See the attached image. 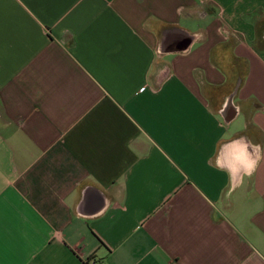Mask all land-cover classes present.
<instances>
[{"label":"crops","instance_id":"crops-1","mask_svg":"<svg viewBox=\"0 0 264 264\" xmlns=\"http://www.w3.org/2000/svg\"><path fill=\"white\" fill-rule=\"evenodd\" d=\"M264 264V0H0V264Z\"/></svg>","mask_w":264,"mask_h":264},{"label":"built area","instance_id":"built-area-1","mask_svg":"<svg viewBox=\"0 0 264 264\" xmlns=\"http://www.w3.org/2000/svg\"><path fill=\"white\" fill-rule=\"evenodd\" d=\"M86 264H102V263L96 260L95 257H91L90 259L87 260Z\"/></svg>","mask_w":264,"mask_h":264}]
</instances>
